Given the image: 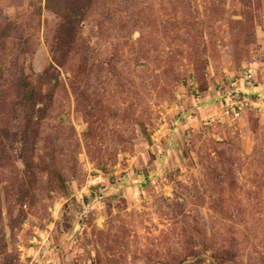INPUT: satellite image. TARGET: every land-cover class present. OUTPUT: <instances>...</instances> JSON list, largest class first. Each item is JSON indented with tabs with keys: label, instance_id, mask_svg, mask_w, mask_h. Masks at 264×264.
I'll return each mask as SVG.
<instances>
[{
	"label": "rangeland",
	"instance_id": "obj_1",
	"mask_svg": "<svg viewBox=\"0 0 264 264\" xmlns=\"http://www.w3.org/2000/svg\"><path fill=\"white\" fill-rule=\"evenodd\" d=\"M62 6L0 0V264H264V0Z\"/></svg>",
	"mask_w": 264,
	"mask_h": 264
},
{
	"label": "built area",
	"instance_id": "obj_2",
	"mask_svg": "<svg viewBox=\"0 0 264 264\" xmlns=\"http://www.w3.org/2000/svg\"><path fill=\"white\" fill-rule=\"evenodd\" d=\"M247 77L251 79L253 77L252 71L248 70ZM242 91L240 89H233L225 94L224 102H221L222 113L227 119L241 118L248 110L253 107L257 108V102L248 98L247 96H241ZM262 106V105H261ZM104 181L103 175L100 173L95 176H90L88 180L89 186H97Z\"/></svg>",
	"mask_w": 264,
	"mask_h": 264
},
{
	"label": "trees",
	"instance_id": "obj_3",
	"mask_svg": "<svg viewBox=\"0 0 264 264\" xmlns=\"http://www.w3.org/2000/svg\"><path fill=\"white\" fill-rule=\"evenodd\" d=\"M53 3L57 5V8H55V10H53V11L56 14H58L59 16H61L63 27L65 28V26H66L65 24L66 23H68L67 26H69L70 25V21H69L70 14H65V8L62 6L63 0H57L55 2H52V0H48V7L49 8L52 7ZM241 96H245L244 92L241 93ZM224 101L225 100L221 98V102H224Z\"/></svg>",
	"mask_w": 264,
	"mask_h": 264
},
{
	"label": "crops",
	"instance_id": "obj_4",
	"mask_svg": "<svg viewBox=\"0 0 264 264\" xmlns=\"http://www.w3.org/2000/svg\"><path fill=\"white\" fill-rule=\"evenodd\" d=\"M238 89H240L244 93H249V90L256 91V87L255 86L254 87H245V86H242V87H240Z\"/></svg>",
	"mask_w": 264,
	"mask_h": 264
}]
</instances>
